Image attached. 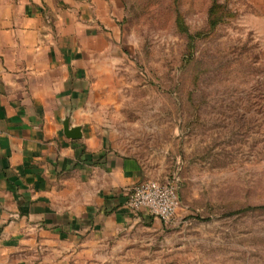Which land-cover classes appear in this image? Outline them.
Masks as SVG:
<instances>
[{"label":"rangeland","instance_id":"rangeland-1","mask_svg":"<svg viewBox=\"0 0 264 264\" xmlns=\"http://www.w3.org/2000/svg\"><path fill=\"white\" fill-rule=\"evenodd\" d=\"M76 1L54 12L105 49L91 122L147 178L177 176L180 206L168 221L129 207L98 241L17 246L0 264H264V0H99L104 23Z\"/></svg>","mask_w":264,"mask_h":264},{"label":"crops","instance_id":"crops-1","mask_svg":"<svg viewBox=\"0 0 264 264\" xmlns=\"http://www.w3.org/2000/svg\"><path fill=\"white\" fill-rule=\"evenodd\" d=\"M88 1L72 3V11L104 23L102 3ZM54 5L0 2V258L54 238L98 241L129 212L126 189L149 179L91 122L106 71L105 49L90 45L97 29L64 25ZM65 122L82 135L67 136Z\"/></svg>","mask_w":264,"mask_h":264},{"label":"built area","instance_id":"built-area-1","mask_svg":"<svg viewBox=\"0 0 264 264\" xmlns=\"http://www.w3.org/2000/svg\"><path fill=\"white\" fill-rule=\"evenodd\" d=\"M178 178L166 180L145 179L130 185L126 191V204L133 209H146L163 221L170 220L180 206Z\"/></svg>","mask_w":264,"mask_h":264},{"label":"water","instance_id":"water-1","mask_svg":"<svg viewBox=\"0 0 264 264\" xmlns=\"http://www.w3.org/2000/svg\"><path fill=\"white\" fill-rule=\"evenodd\" d=\"M64 132L67 136L73 137V138H78L80 137L81 134V130H80V126L79 125H75V126H69V122H65L64 123Z\"/></svg>","mask_w":264,"mask_h":264}]
</instances>
